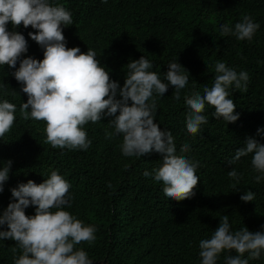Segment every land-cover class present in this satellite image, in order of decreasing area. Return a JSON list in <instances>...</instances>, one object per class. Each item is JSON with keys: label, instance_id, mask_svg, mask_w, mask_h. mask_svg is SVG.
<instances>
[{"label": "trees", "instance_id": "trees-1", "mask_svg": "<svg viewBox=\"0 0 264 264\" xmlns=\"http://www.w3.org/2000/svg\"><path fill=\"white\" fill-rule=\"evenodd\" d=\"M48 2L71 13L72 24L61 25L66 46L79 47L83 53L94 50L110 79L121 87L127 64L141 56L153 64L149 71H155L165 83L171 62L188 71L189 81L179 100L174 99L175 89L169 84L163 96L154 92L148 103L155 100L154 122L162 131H171L176 154L197 164L200 180L193 197L180 201L166 197L163 182L155 181L154 175H143L161 166L162 155L155 150L143 156L123 155V135L115 133L107 116L83 126L91 141L87 150L53 148L46 140V122L30 116L24 119L20 109L28 97L13 75L20 60H42L44 49L28 35L36 29L22 23L14 28L9 22L7 30L22 34L28 50L16 68L0 65V102L16 105V119L0 137V167L12 162L0 192V214L13 202L12 188L28 180L40 184L57 171L71 185L67 194L70 207L63 210L96 228L92 243L75 245L96 264H202L200 241L212 237L224 215L229 217L232 232L244 227L253 233L264 232V173L253 167L252 153L228 164L248 138L264 144V133L257 134L264 129V0ZM244 16L260 25L251 40L222 34V25L234 30ZM217 62L237 73H248V81H242L239 89L234 84L227 89L239 119L231 123L216 119L214 107L206 104L202 114L208 122L197 134H190L186 98L194 92L204 95L206 87L211 89ZM184 145L188 146L186 152L181 151ZM233 168L238 180L228 176ZM258 175L260 182L255 179ZM248 191L255 194L254 200L243 202L240 196ZM25 213L34 215L35 207L29 206ZM0 230L8 229L5 225ZM21 254L15 241L0 240V264H15ZM236 255L235 250H224L216 264H226L227 257ZM241 258L248 264H264V250L259 258L249 252Z\"/></svg>", "mask_w": 264, "mask_h": 264}, {"label": "clouds", "instance_id": "clouds-1", "mask_svg": "<svg viewBox=\"0 0 264 264\" xmlns=\"http://www.w3.org/2000/svg\"><path fill=\"white\" fill-rule=\"evenodd\" d=\"M9 22L14 28L22 23L25 28L31 26L37 30L28 35L44 49L42 60L32 57L20 60L28 50L27 40L19 32L8 31ZM72 22L68 10L53 6L48 0H0V65L16 68L20 60L13 75L28 97L20 109L24 119L30 116L45 121L46 140L53 148L87 150L91 141L83 126L89 121L96 123L105 116L111 117L109 124L116 134L123 135V155L143 156L153 150L162 155L161 166L154 173L145 171V177L154 175L155 181L163 182V192L170 199L180 201L193 197V189L200 180L196 174L197 164L176 154L171 131H162L154 122L155 100L148 103L154 92L163 96L169 84L175 89L174 99L179 100L181 90L189 81L185 74L188 71L180 63L171 62L165 73V83L155 71H149L153 64L141 56L127 64L128 73L121 87L110 79L94 50L83 53L79 47L66 46L61 25ZM259 27L250 16H244L234 30L225 24L221 31L239 40H251ZM215 71L217 75L211 89L206 87L204 95L194 92L186 98L190 109L186 128L190 134H197L201 125L208 122L207 116L202 114L206 104L214 107L212 115L216 119L222 118L228 123L239 119V114H234L236 104L228 98L227 89L233 84L239 89L242 81H248V73H237L222 62L216 63ZM15 111V104L7 100L0 102V137L11 129L16 119ZM261 133L264 129L257 130L258 135ZM245 145L236 150L228 164L233 165L252 153L253 167L264 173V144L248 138ZM187 150V145L181 148L182 152ZM11 163L9 160L0 167V192L8 180ZM228 176L239 179L234 168ZM255 179L260 182L261 176ZM70 187L57 171H52L40 184L28 180L10 190L13 202L0 214V227L6 225L8 230H0V240L15 241L22 250L15 264H93L88 254L76 249L75 245L85 241L92 243L96 239V228L63 210L65 206L70 207L67 195ZM254 195L248 191L240 199L253 201ZM29 206L35 207L32 216L25 213ZM199 247L202 264H216L218 255L224 250H235L239 254L227 257L226 264H248V260L241 257L245 252L253 258L260 257L264 250V232L253 233L246 227L232 232L229 217L224 215L212 237L201 240Z\"/></svg>", "mask_w": 264, "mask_h": 264}, {"label": "water", "instance_id": "water-1", "mask_svg": "<svg viewBox=\"0 0 264 264\" xmlns=\"http://www.w3.org/2000/svg\"><path fill=\"white\" fill-rule=\"evenodd\" d=\"M93 264H96V263L93 262Z\"/></svg>", "mask_w": 264, "mask_h": 264}]
</instances>
